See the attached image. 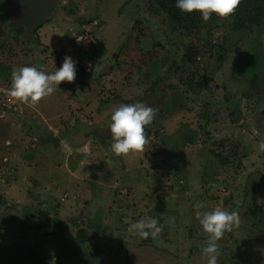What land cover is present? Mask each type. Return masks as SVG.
<instances>
[{
  "label": "rangeland",
  "instance_id": "rangeland-1",
  "mask_svg": "<svg viewBox=\"0 0 264 264\" xmlns=\"http://www.w3.org/2000/svg\"><path fill=\"white\" fill-rule=\"evenodd\" d=\"M155 1L109 8L103 0H60L38 42L17 37L0 15V220L12 221L3 213L23 217L25 235L31 218L63 219L74 229L89 226L93 240L57 229V243L45 240L56 248L25 264H206L198 240L208 234L194 204L239 215L250 177L264 173V18L246 2L245 13L213 15L188 32ZM112 21L119 33L108 48ZM97 41L107 51L93 68L84 53ZM65 56L76 62L72 82L35 105L8 95L13 68L50 73ZM135 102L155 109L146 143L116 156L112 110ZM143 218L161 227L155 244L131 232ZM242 226L245 243L219 246L218 264H264L259 185ZM7 230L0 226V237ZM238 240L236 227L221 239ZM5 242L0 239V264H20L11 249L3 250Z\"/></svg>",
  "mask_w": 264,
  "mask_h": 264
},
{
  "label": "clouds",
  "instance_id": "clouds-1",
  "mask_svg": "<svg viewBox=\"0 0 264 264\" xmlns=\"http://www.w3.org/2000/svg\"><path fill=\"white\" fill-rule=\"evenodd\" d=\"M241 0H175V7L183 13H198L202 22L213 15L227 18L235 14ZM8 95L20 102L35 105L42 98L51 95L62 82H72L76 77V62L65 56L60 66L46 73L34 66H21L11 71ZM155 116V109L143 102L122 103L112 110L108 125L111 133L110 149L116 156L139 152L146 143L145 128ZM264 150V141L259 144ZM195 216L207 239L202 241V257L206 264H218L220 255L218 241L225 232L231 231L240 222L236 211L224 209L203 210L202 202L194 204ZM161 227L153 218H143L131 225V232L140 238L156 237Z\"/></svg>",
  "mask_w": 264,
  "mask_h": 264
},
{
  "label": "water",
  "instance_id": "water-1",
  "mask_svg": "<svg viewBox=\"0 0 264 264\" xmlns=\"http://www.w3.org/2000/svg\"><path fill=\"white\" fill-rule=\"evenodd\" d=\"M126 1L128 0H103V3L104 7L114 8V6H117ZM59 2L60 0H0V6L3 8L4 14L11 21L14 28H24L25 37L30 41L38 42V37L34 34V30L39 25L45 23L46 21H49ZM109 16L112 17L113 15L111 14ZM118 33L119 26L117 22L112 21L109 26V32L105 33V39L107 40L108 48L113 47L116 41V35H118ZM257 182H261L264 188L263 174L255 173L249 179L248 195L239 214L240 222L236 226L239 240L237 242L218 241L217 243L219 244V246L227 247L229 249H239L245 243L246 234L243 229L242 223L254 199ZM69 227L70 229L73 228L71 225ZM43 233L44 232H38L39 235H42ZM130 236L131 235L129 232V237ZM153 238V243L155 244L156 239L155 237ZM89 239L92 238L90 237ZM198 241L202 242V240ZM159 248L163 250L174 249V247L172 246H164Z\"/></svg>",
  "mask_w": 264,
  "mask_h": 264
},
{
  "label": "flooded vegetation",
  "instance_id": "flooded-vegetation-1",
  "mask_svg": "<svg viewBox=\"0 0 264 264\" xmlns=\"http://www.w3.org/2000/svg\"><path fill=\"white\" fill-rule=\"evenodd\" d=\"M261 174L264 175V173H261ZM258 185L264 190L262 183L257 182L255 191H256ZM3 214L6 215L5 219H10V217L12 218V221H10L11 223H5L4 221L0 220V226L8 229L7 233H1V234H5V235L8 234V235H6V236L1 235V237H0V239L7 238V239H3V241H6L5 242L6 245L4 246L5 248H3V250L4 251L6 250V252H7L9 249H11L13 252V253H11V256H13L14 259L19 260V263L21 262L20 264H22V262H23V264H25L28 261L34 262L35 261L34 257L35 256H41V252L44 254V253H48L50 251H53L56 248V243H57L58 239H60V236H61V235H58L59 230H57L60 228H62V229H68L69 228L70 229L69 226L71 225L73 227L71 229L74 231V233H72V234H74L75 240H79L78 236L80 234L85 233L86 238L88 239L86 242H89V237H88V235H89L88 231L89 230L87 229V228H89V226L87 227V225H84V224L77 225L76 229H74V227H75L74 223H72L71 221L66 222L63 219H54L53 221H51V219H49L46 222L43 221L44 223L41 224L39 221H36L37 217L31 218L33 223H31V221H30V224L28 225L29 227L27 228V231L25 232L26 233L25 234L26 236H25L22 232L23 228L21 227L22 226L21 223L24 220V218L18 216L17 214H16L17 217H15L14 215H7L8 213H3ZM37 222H39V224ZM27 223H29V222H27ZM37 230H39V231H37ZM63 231H65V230H63ZM38 232H44V233L42 235H39ZM67 234L68 235H66V236H67V238H69L70 237L69 230H68ZM47 238H49L50 240L54 239V241L56 243L54 241H52L54 243V245L53 244H51V245L47 244V241H45ZM50 240H49V242H51ZM90 241H93V240L90 239ZM20 247L25 249V254H26L25 259H24L23 255L20 256L21 254H23V252L19 249ZM35 247H37V249H38V252L36 254L29 250V249L35 248ZM43 250H46V251L43 252ZM38 258L40 259V257H38Z\"/></svg>",
  "mask_w": 264,
  "mask_h": 264
},
{
  "label": "trees",
  "instance_id": "trees-1",
  "mask_svg": "<svg viewBox=\"0 0 264 264\" xmlns=\"http://www.w3.org/2000/svg\"><path fill=\"white\" fill-rule=\"evenodd\" d=\"M246 2L249 5L254 6L256 8L257 14L259 16H262L261 18H264V0H241L240 5L238 6L237 10L235 11V14L240 13V12L245 13ZM155 3L160 6L162 11H165L168 14L170 20L174 24H177L179 26L184 27L188 32H193L194 30H196L195 25L200 26L199 23H200L201 19H200L199 14L195 13V12H193L191 14L181 12L178 8L175 7V0H156ZM2 14L5 15L3 8L0 6V15H2ZM231 16H233V15H231ZM47 23H48V21L39 25L34 30V34L37 35L38 40H40V37L38 35L39 30L43 26H45ZM10 29L14 33H16L17 37H19V38L25 36V29L24 28L16 29L13 26H11ZM106 51H107L106 45L101 41H97V43L92 45L90 47V49L84 53V55L88 60L91 61L92 67L94 68L95 65L97 64V62L105 56ZM186 142H187V144H191V145L194 144L195 143L194 135L193 136H192V134L189 135V138L188 139L186 138ZM78 237H79V240L81 242H86L88 240L86 238L85 233L80 234Z\"/></svg>",
  "mask_w": 264,
  "mask_h": 264
}]
</instances>
